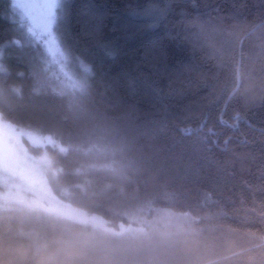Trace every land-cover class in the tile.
I'll list each match as a JSON object with an SVG mask.
<instances>
[{
	"label": "trees",
	"instance_id": "obj_1",
	"mask_svg": "<svg viewBox=\"0 0 264 264\" xmlns=\"http://www.w3.org/2000/svg\"><path fill=\"white\" fill-rule=\"evenodd\" d=\"M69 3L65 41L97 76L62 91L0 0V118L51 139L19 137L57 199L137 232L0 204V264H264V0Z\"/></svg>",
	"mask_w": 264,
	"mask_h": 264
},
{
	"label": "rangeland",
	"instance_id": "obj_2",
	"mask_svg": "<svg viewBox=\"0 0 264 264\" xmlns=\"http://www.w3.org/2000/svg\"><path fill=\"white\" fill-rule=\"evenodd\" d=\"M26 2L39 5L45 3L46 0H26ZM17 10L21 19L26 22L28 29L32 23L31 18H22L21 11ZM41 12L42 9L39 7L33 9V13L37 17L41 15ZM30 34L32 35V33ZM35 42L47 54L44 44L42 42ZM54 69L53 67V71ZM78 73L80 76L83 75L81 72ZM27 130L29 129L16 127L0 118V172L13 175L12 177H15L16 181H19L20 184L19 186H14L10 183V180H13L12 178L9 180L4 175H0L6 179L3 177L0 179L1 206H14L28 199L32 206L44 212L76 220L93 227V229H100L112 235H125L137 232L135 229H120L119 231H115L107 227L98 217L57 199L51 193L46 177V172L51 166L50 158L45 153L42 155L31 154L19 137L20 135H25L34 143L41 145L51 143V139L41 137L35 131Z\"/></svg>",
	"mask_w": 264,
	"mask_h": 264
},
{
	"label": "snow or ice",
	"instance_id": "obj_3",
	"mask_svg": "<svg viewBox=\"0 0 264 264\" xmlns=\"http://www.w3.org/2000/svg\"><path fill=\"white\" fill-rule=\"evenodd\" d=\"M37 7L42 9L39 17L33 13V9ZM12 8L19 9L22 18H31L32 23L28 31L32 33L35 41L42 42L45 46L48 55L44 61V70L50 71V78L60 81L63 85L62 91L85 93L89 87V78H95L98 70L80 56L74 57L71 47L65 41V26L71 15L69 0H46L45 3L39 5L26 2V0H12ZM158 11L164 15L167 10L160 9ZM13 42L20 43L19 40ZM73 59L78 63L80 72L83 73L82 76L71 71ZM53 67L54 71L51 70ZM234 115L236 123L230 126L238 127L242 118L241 113L236 112ZM191 131L190 128L184 129L186 134H190ZM207 140L208 138L205 137L206 142ZM261 172L264 175V167ZM260 212L264 215V205H261ZM260 240L262 243L258 246L264 247V237H261Z\"/></svg>",
	"mask_w": 264,
	"mask_h": 264
}]
</instances>
